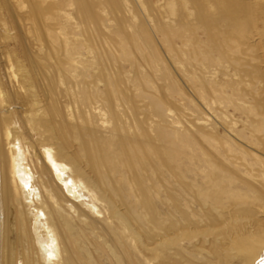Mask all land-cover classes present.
<instances>
[{
  "label": "bare ground",
  "instance_id": "obj_1",
  "mask_svg": "<svg viewBox=\"0 0 264 264\" xmlns=\"http://www.w3.org/2000/svg\"><path fill=\"white\" fill-rule=\"evenodd\" d=\"M264 0H0V264H262Z\"/></svg>",
  "mask_w": 264,
  "mask_h": 264
},
{
  "label": "rangeland",
  "instance_id": "obj_2",
  "mask_svg": "<svg viewBox=\"0 0 264 264\" xmlns=\"http://www.w3.org/2000/svg\"><path fill=\"white\" fill-rule=\"evenodd\" d=\"M262 264H264V261H261Z\"/></svg>",
  "mask_w": 264,
  "mask_h": 264
}]
</instances>
